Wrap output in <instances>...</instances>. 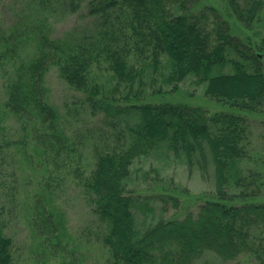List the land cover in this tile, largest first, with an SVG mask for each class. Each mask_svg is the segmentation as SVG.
<instances>
[{
    "label": "trees",
    "instance_id": "1",
    "mask_svg": "<svg viewBox=\"0 0 264 264\" xmlns=\"http://www.w3.org/2000/svg\"><path fill=\"white\" fill-rule=\"evenodd\" d=\"M226 1L248 30L264 11V0ZM84 3L98 18V29L82 38L53 37L51 17L59 6L73 13ZM199 3L34 0L29 20L16 25L17 36L0 28V71L6 75L0 133L6 130L5 114H12L20 123L17 143L25 160L32 165L36 158L46 175L34 193L29 221L39 246L60 256L62 264H75L64 258L69 250L59 203L64 176L95 207L112 264H196L206 250L225 261L249 254L264 264V202L250 200L261 193L264 176L244 165L252 140L250 120L241 113L264 111V36L254 43L235 33L219 8ZM29 40L32 50H25ZM53 67L111 130L102 142L91 143L92 160L86 156L88 142L67 133L60 108L49 100L46 75ZM188 77L231 110L145 100L163 91L162 81L175 90ZM28 145L34 155L27 153ZM161 149L206 179L213 170L214 190L196 214L148 221L158 210L179 207V197L128 189L136 160ZM236 199L242 202L226 201ZM11 245L0 208V264H15Z\"/></svg>",
    "mask_w": 264,
    "mask_h": 264
},
{
    "label": "rangeland",
    "instance_id": "2",
    "mask_svg": "<svg viewBox=\"0 0 264 264\" xmlns=\"http://www.w3.org/2000/svg\"><path fill=\"white\" fill-rule=\"evenodd\" d=\"M34 0H0V28L7 34L17 36L16 25L29 20ZM201 5H214L231 21L235 33L250 37L258 43L264 36V11L253 28L245 29L231 14L226 0H200ZM28 15V18L25 19ZM96 16L88 13L86 4L76 12H66L65 6H59L56 15L51 17L52 36L57 38H82L91 35L99 27ZM32 40L23 44L25 50H32ZM263 57V56H262ZM229 71L230 68H224ZM0 71V105L6 98V78ZM49 87V100L62 112L66 131L73 139L88 142L86 156L92 160L91 143L101 141L103 135L111 133L104 124L102 115H93L84 102L83 94L69 86L59 75L56 67L46 75ZM163 91L149 94L145 100L152 102L184 103L203 106L210 112L231 110L213 98L205 95L203 87L194 85L192 78L181 81L178 88L171 90V84H164ZM150 91V90H149ZM240 112V111H239ZM250 120L251 147L250 156L244 159L245 167H255L264 176V111L241 112ZM6 130L0 133V208L4 232L11 237V252L15 264H62V258L39 246L30 224L33 196L46 178L40 163L33 158L29 164L24 158V151L17 143L22 134L19 121L10 113L5 114ZM27 153L34 155L32 146H27ZM213 166V165H212ZM36 167V169H35ZM133 181L128 189L134 193L157 194L171 193L180 199V206L170 207L163 213L158 210L148 221H155L159 216L165 219L183 218L187 213H197L198 207L210 197L215 185V177L210 167L206 179L198 168L191 172L189 166L172 152L161 149L149 156L140 157L133 165ZM214 169V167H213ZM65 177V176H64ZM59 192V203L65 212L68 235L64 258L75 264H112L108 248L102 242L104 225L98 220L94 206L88 201L83 188L72 177L66 176ZM251 201L264 202V185L261 193ZM229 203H241L242 199L226 200ZM142 215H138L141 224ZM143 227V226H141ZM196 264H257L253 255L242 254L232 260H223L215 251L206 250Z\"/></svg>",
    "mask_w": 264,
    "mask_h": 264
}]
</instances>
